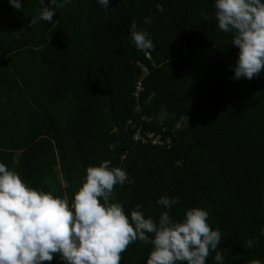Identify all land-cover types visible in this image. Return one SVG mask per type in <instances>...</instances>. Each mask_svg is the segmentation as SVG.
Listing matches in <instances>:
<instances>
[{"label": "trees", "instance_id": "obj_1", "mask_svg": "<svg viewBox=\"0 0 264 264\" xmlns=\"http://www.w3.org/2000/svg\"><path fill=\"white\" fill-rule=\"evenodd\" d=\"M21 4L0 0V163L71 203L87 167L109 160L132 181L111 201L126 215L139 204L146 218L179 222L206 210L223 264H264V71L233 79L239 49L218 29L215 0H110L107 12L72 0L31 27L40 0ZM132 22L154 49L135 47ZM137 129L161 142L134 140ZM162 196L179 203L165 209ZM151 248L134 242L121 264H146Z\"/></svg>", "mask_w": 264, "mask_h": 264}, {"label": "clouds", "instance_id": "obj_2", "mask_svg": "<svg viewBox=\"0 0 264 264\" xmlns=\"http://www.w3.org/2000/svg\"><path fill=\"white\" fill-rule=\"evenodd\" d=\"M21 10V0H8ZM72 0H40L38 14L29 27L40 21L53 22L57 8ZM107 12L110 0H98ZM157 10L164 11L158 3ZM218 29L232 35L231 44L239 49L233 79L248 80L264 71V0H215ZM144 23L152 24L150 17ZM132 43L138 50H152L154 44L147 30L129 26ZM104 160L88 166L86 176L74 199L54 196L30 187L15 170L0 163V264H44L56 255L64 264H121V254L136 241L151 244L146 264H206L210 252L223 264L225 256L217 251L222 235L213 230L209 213L189 209L182 221H173L168 211L158 221L145 217L136 205L130 217L115 200L116 185L132 183L126 171L110 167ZM179 198L162 196L158 205L171 209ZM264 235V228L261 229ZM254 239L244 247L251 249ZM248 264H261L253 259Z\"/></svg>", "mask_w": 264, "mask_h": 264}, {"label": "built area", "instance_id": "obj_3", "mask_svg": "<svg viewBox=\"0 0 264 264\" xmlns=\"http://www.w3.org/2000/svg\"><path fill=\"white\" fill-rule=\"evenodd\" d=\"M146 56H149L148 52H146ZM145 73H146V67L142 66V74L140 78L136 81V84H135L136 89L133 92L135 96H137L138 91L141 89L140 80ZM133 139L140 140L142 143H146L149 141L150 143L155 144V143L161 142V135L160 133H156L154 131H144L143 130V132H140V130L137 129L135 133L133 134Z\"/></svg>", "mask_w": 264, "mask_h": 264}, {"label": "rangeland", "instance_id": "obj_4", "mask_svg": "<svg viewBox=\"0 0 264 264\" xmlns=\"http://www.w3.org/2000/svg\"><path fill=\"white\" fill-rule=\"evenodd\" d=\"M65 183V182H64Z\"/></svg>", "mask_w": 264, "mask_h": 264}]
</instances>
